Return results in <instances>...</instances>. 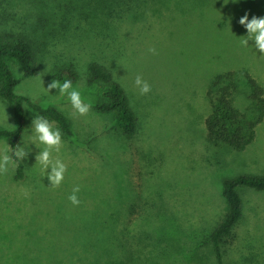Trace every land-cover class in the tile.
Returning a JSON list of instances; mask_svg holds the SVG:
<instances>
[{"label": "rangeland", "instance_id": "374dc122", "mask_svg": "<svg viewBox=\"0 0 264 264\" xmlns=\"http://www.w3.org/2000/svg\"><path fill=\"white\" fill-rule=\"evenodd\" d=\"M8 3L0 10L16 12L9 19L31 30L40 48L48 49L31 77H24L19 64L6 58L7 67L20 80L15 93L60 109L73 129L84 133L82 139L94 152H83L81 143L73 146L63 140L59 153L53 152L52 157L64 162L67 171L59 187H50L45 170L36 165V155L44 146L33 144L31 138L32 121L37 116L25 105L26 127L17 144L29 153L22 160L27 178L17 181L15 166L0 174V264H112L115 255L109 252L115 236H105L103 226L105 222L122 223L125 216L118 210L106 220L103 201L87 198L93 194L89 183L96 171L107 179L103 173L108 170L101 168L99 152L104 154L110 148L117 149L126 170L123 185L130 190L128 196L137 193L135 203L140 208L130 216L133 228L148 224L152 229L165 218V227L169 223L176 226L168 231L177 229L174 236H136L137 259L129 264H145L146 259L157 264H215L209 233L227 210L222 184L239 175L264 174V120L253 143L243 151L211 145L205 127L209 113L206 89L215 75L228 70H247L264 88V54L255 49L254 41L242 46L240 37L246 36L247 30L239 24L246 13L249 19L264 17V0ZM152 48L155 53L149 51ZM91 62L112 70L129 96L139 121L129 149H121L115 136L109 141L106 122L95 112L104 86L89 87L85 82L86 66ZM71 63L79 72L73 86L91 104L84 116L75 113L59 89L49 94L45 90L54 80L55 67ZM137 75L151 86L149 93L140 94L135 86ZM14 108L13 101L0 97V128L18 127ZM5 142L0 137V148ZM76 185L85 192L79 191L77 196L87 197L79 206L71 204L59 214L57 197L64 195L63 202L69 201ZM237 190L243 215L225 246L226 264H264V192L245 187ZM78 210H98L99 215L97 230L82 245L73 240L79 229L74 228L77 215L73 212Z\"/></svg>", "mask_w": 264, "mask_h": 264}, {"label": "trees", "instance_id": "16d2710c", "mask_svg": "<svg viewBox=\"0 0 264 264\" xmlns=\"http://www.w3.org/2000/svg\"><path fill=\"white\" fill-rule=\"evenodd\" d=\"M8 1L0 0V8L4 4L8 5ZM12 12H7L5 9L0 10V97L5 101L14 102V116L19 124L14 130L0 128V137L4 138L12 147L17 145V141L26 127L25 105L27 104L33 109L36 116H42L50 122L56 123L64 141L72 143L73 146L81 143L82 146L79 147L83 149V152H94L87 146L85 139H82L81 136L84 133L75 131L69 117L60 109L54 106H42L26 96L15 93V88L20 80L7 67L6 58L13 59L19 64L24 77H31L36 74L40 63L44 60L43 53L48 52V49L40 48L41 46L38 45V40L35 39L31 30L19 26L13 18L9 19L14 15ZM14 13L16 14V12ZM55 68L57 70L53 74L54 80L60 82L71 80L72 83L79 80V72L72 63ZM85 82L89 87L96 84L104 86L103 98L97 101L95 112L102 115L99 117L106 122L104 130L107 131L105 134L109 141L115 136L121 149H127V147L129 149L132 140L137 136L139 121L131 107L126 90L115 79L112 70L97 62H91L86 66ZM205 100L209 105V113L205 119L206 136L211 145L226 146L234 151H243L253 143L256 129L264 120V88L249 71L228 70L215 75L206 89ZM243 107L245 108L243 109ZM76 136L79 140L73 141V138H77ZM99 155L101 168L104 167L108 170L103 173L107 179H103L101 173L96 171L94 178L90 177L91 183H89L91 185L89 190H93V194L86 197L90 200L100 199L103 201L101 210H103L106 220L116 216L118 210L119 214L123 213L122 216H125L122 223L105 222L103 232L105 236H115L111 245L112 252H109L115 255L112 264H129L137 259L134 257L136 236L139 234L143 236H167V234L174 236V230L177 229L168 231L171 226L172 228H176V226L169 223V226L165 227V218L162 219L159 226L152 229V225L148 226V224L144 227L141 225L133 228L135 222L131 220L130 216L138 212L137 209L140 208V205L135 203L137 193L128 196L130 190L127 185H123V175L126 170L118 160L117 149H106L104 154L99 152ZM26 178L27 173L23 161H17L15 179L22 182ZM222 185V195L226 201L227 210L209 233L215 264H226L225 246L232 238L235 227L240 223L243 215L242 199L237 190L238 187L264 192V174L258 176L239 175L224 180ZM80 191L84 192V188H80ZM86 197L78 196L81 203ZM60 198L57 197L56 208V211L59 210V214L62 213L61 210L70 209L72 204L67 200L63 202L64 195H61ZM101 205L102 203H100ZM98 210H78L77 213L72 211L77 215L74 228H79L75 230L77 236H73V240L77 244L82 245L91 240L92 234L97 230L96 223L99 215L96 216V213ZM144 263L157 264V262L147 259Z\"/></svg>", "mask_w": 264, "mask_h": 264}, {"label": "clouds", "instance_id": "9594fccd", "mask_svg": "<svg viewBox=\"0 0 264 264\" xmlns=\"http://www.w3.org/2000/svg\"><path fill=\"white\" fill-rule=\"evenodd\" d=\"M239 24L247 30V35L240 37L242 46L246 47L249 45V41H254L255 49L264 54V17L252 16L249 19V15L246 13L239 19ZM149 51L156 52L154 48ZM135 86L139 89L141 95L151 91V86L139 75L135 78ZM52 89H59V95L67 96L73 110L78 115H87L91 110V104L85 102L81 92L73 86L71 80H66L62 84L53 80L45 90L49 94ZM31 130L33 144L38 143L44 146L36 155V165L42 166L45 170L50 181V187H59L64 180L67 165L59 158L53 159L52 153H59L63 145L62 133L59 128L54 127L52 122L42 116L34 117ZM28 154L24 146L17 144L12 147L5 142L3 148H0V174L7 173L9 166H15L17 161L21 162ZM48 169H51V171L48 172ZM79 191L80 186L76 185L72 190V194L68 197L69 201L75 206H79L81 203L77 196Z\"/></svg>", "mask_w": 264, "mask_h": 264}]
</instances>
